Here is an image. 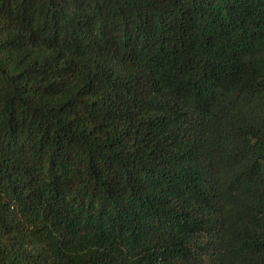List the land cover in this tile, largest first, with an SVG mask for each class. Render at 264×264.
<instances>
[{
  "label": "trees",
  "instance_id": "16d2710c",
  "mask_svg": "<svg viewBox=\"0 0 264 264\" xmlns=\"http://www.w3.org/2000/svg\"><path fill=\"white\" fill-rule=\"evenodd\" d=\"M0 264H264V0H0Z\"/></svg>",
  "mask_w": 264,
  "mask_h": 264
}]
</instances>
